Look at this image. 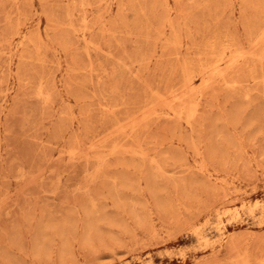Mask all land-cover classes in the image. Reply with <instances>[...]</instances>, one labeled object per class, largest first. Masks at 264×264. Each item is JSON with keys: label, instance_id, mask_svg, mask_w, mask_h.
I'll list each match as a JSON object with an SVG mask.
<instances>
[{"label": "rangeland", "instance_id": "1", "mask_svg": "<svg viewBox=\"0 0 264 264\" xmlns=\"http://www.w3.org/2000/svg\"><path fill=\"white\" fill-rule=\"evenodd\" d=\"M0 264H264V0H0Z\"/></svg>", "mask_w": 264, "mask_h": 264}, {"label": "bare ground", "instance_id": "2", "mask_svg": "<svg viewBox=\"0 0 264 264\" xmlns=\"http://www.w3.org/2000/svg\"><path fill=\"white\" fill-rule=\"evenodd\" d=\"M243 57V56H242ZM216 63V62H215ZM230 63V62H229ZM47 99V98H46ZM167 108V107H166ZM189 119V118H188ZM186 123V122H185ZM243 262H245V260L243 261ZM247 263V262H246Z\"/></svg>", "mask_w": 264, "mask_h": 264}]
</instances>
